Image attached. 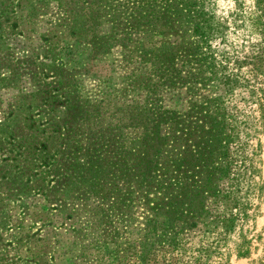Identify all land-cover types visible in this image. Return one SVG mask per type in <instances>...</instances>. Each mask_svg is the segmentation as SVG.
Masks as SVG:
<instances>
[{"label": "trees", "instance_id": "16d2710c", "mask_svg": "<svg viewBox=\"0 0 264 264\" xmlns=\"http://www.w3.org/2000/svg\"><path fill=\"white\" fill-rule=\"evenodd\" d=\"M209 1L66 0L71 17L66 31L86 40L90 52L103 54L119 45L126 61L137 59L139 69H148L135 73L122 94L125 99L132 92L144 97L129 103L110 94L99 103L81 99L73 73L49 56L38 73L49 79L39 84L30 106L40 101L54 112L62 105V117L22 116V131L12 129L10 117L0 122V137L5 135L10 145L3 160L11 162L6 167L17 168L15 176L4 169V187L17 196L41 194L64 207L76 200L89 207L93 198L91 211L99 216L95 222L113 233L114 242L126 230L131 207L142 203L152 213L151 225L128 242L140 262L156 245L167 244L173 252L180 232L221 225L224 239L238 218L245 222L250 194L239 195L240 176L229 174L236 153L245 152L264 114V88L253 84L264 77V0H254L263 36L249 49L237 34L228 38L226 20L206 9ZM117 5L127 9L116 10ZM102 17L112 26L109 34L98 35ZM138 33L158 39L146 47L133 40ZM245 64L249 66L243 68ZM213 84L223 92L202 95L184 111L162 104L161 87L188 85L200 95L199 88L209 90ZM238 90L246 92L255 109L243 110L233 102ZM107 116L114 122L103 123ZM126 129L139 132L129 138ZM55 162L62 167L57 171L56 166V173ZM212 203L222 205L221 214H213ZM159 219L165 227L157 224Z\"/></svg>", "mask_w": 264, "mask_h": 264}, {"label": "rangeland", "instance_id": "374dc122", "mask_svg": "<svg viewBox=\"0 0 264 264\" xmlns=\"http://www.w3.org/2000/svg\"><path fill=\"white\" fill-rule=\"evenodd\" d=\"M65 1L0 0V122L10 117L12 129L22 131L23 128L18 127L22 116L38 120L62 117V105L54 112L40 101L30 106L34 100L32 94L39 84L49 79L38 75L40 62L47 61L49 56L73 73L72 82H75L81 99L99 103L110 94V97L117 95L119 103H129L130 99L141 102L144 97L132 92L125 99L122 94L130 87L135 73H147L148 69H139L137 59L126 61L128 55L119 45H112L103 54L90 52L86 40H79L66 31L65 23L71 17H68L70 7L67 9ZM206 4L208 11L226 20L229 39L237 34L246 49L251 42L261 40L263 34L260 24L257 25L259 11L254 0H211ZM126 5L132 7V4ZM126 5H117L116 10L127 9ZM97 22L98 35L110 33L112 24L106 18ZM132 38L146 47L158 39L143 33L134 34ZM248 66L245 64L243 68ZM253 84L264 88V77L254 80ZM213 85L209 90L199 88L197 93L200 95H195L188 85L161 87L159 93L165 108L184 111L202 95L223 92L222 87ZM232 100L243 110L255 109V103L248 101L243 90L236 91ZM255 113L258 115L257 111ZM114 120L107 116L102 122ZM260 122L250 136L245 152L236 153L229 174L240 176L239 195L246 191L250 194L249 216L245 222L238 218L237 225L224 239L219 234L224 233L221 225L215 229L199 225L178 234V245L173 252L167 244L156 245L148 258L140 262L128 242L144 234L147 225H151L152 213L142 203L131 207L126 230L114 242L113 233L103 229L104 224L95 222L99 216H93L91 211L96 202L93 198L89 207L78 200L68 202L65 207L59 206L56 199H46L41 194L17 196L8 186L4 187L5 181L0 178V264H264V114L260 116ZM125 131L129 138L139 132ZM3 136L0 137V176L4 169L15 176L17 168L6 167L5 162L10 160H3L10 147ZM56 166H59L57 171L62 170L60 163L55 162L53 172L56 173ZM210 209L215 215L224 210L219 203L210 204ZM157 224L166 225L162 219ZM157 228L160 230L159 226ZM103 232L109 235L102 236ZM217 236L222 237L219 245L216 244ZM194 256L198 259L191 262Z\"/></svg>", "mask_w": 264, "mask_h": 264}]
</instances>
